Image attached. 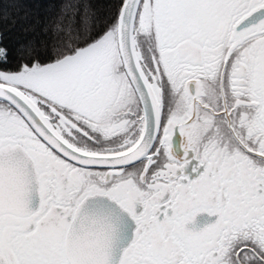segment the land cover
Segmentation results:
<instances>
[{"label":"snow or ice","instance_id":"snow-or-ice-1","mask_svg":"<svg viewBox=\"0 0 264 264\" xmlns=\"http://www.w3.org/2000/svg\"><path fill=\"white\" fill-rule=\"evenodd\" d=\"M19 13L0 264H264V0H62L11 47Z\"/></svg>","mask_w":264,"mask_h":264},{"label":"trees","instance_id":"trees-1","mask_svg":"<svg viewBox=\"0 0 264 264\" xmlns=\"http://www.w3.org/2000/svg\"><path fill=\"white\" fill-rule=\"evenodd\" d=\"M20 7V15H23L25 12L28 13V20L26 22L21 21L17 24V27L11 32H8L6 38L3 40V43L8 44L11 47H16L18 44H25L29 40L35 39L37 42L47 39L43 32L40 31L42 23L37 25L35 24L36 20L43 22L44 18L54 14L58 10L59 5L62 0H16ZM16 15V13H13ZM21 24L34 25L35 31H29L27 33L21 30ZM51 36V33H49ZM48 43H54V40L48 39Z\"/></svg>","mask_w":264,"mask_h":264}]
</instances>
